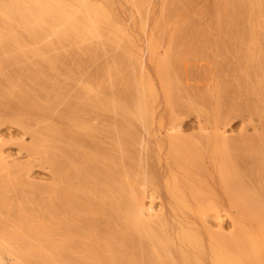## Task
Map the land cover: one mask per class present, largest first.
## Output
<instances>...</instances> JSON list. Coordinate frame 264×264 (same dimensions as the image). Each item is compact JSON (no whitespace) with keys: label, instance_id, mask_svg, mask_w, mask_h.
<instances>
[{"label":"rangeland","instance_id":"374dc122","mask_svg":"<svg viewBox=\"0 0 264 264\" xmlns=\"http://www.w3.org/2000/svg\"><path fill=\"white\" fill-rule=\"evenodd\" d=\"M188 1L183 0L184 3L182 4L181 3L182 1L179 2V0L178 1L172 0V2H171V0H93V2L95 4H100L99 7H102V8L104 7V9H107V12L111 16V19L114 21V22L112 21L113 27L111 29L113 34H110V36H109V34H108V36L105 35L109 39L108 38L107 39L106 38H103V39L99 38L98 39V40L102 39V42H101V40L99 41L100 42L98 45L99 47H101L100 44L103 42L109 43V44L103 43L104 45H107V46L112 45L110 47V51H108L109 48H107L108 52L106 50H104L105 46L104 47L102 46L103 47L102 53L106 54V52H107L108 54H106V58H108V59L105 58L104 54H103L104 56H102V53H100L102 50H100L99 54H97L99 47L96 49L95 47H97V46H95V45L98 42V40H95V39H89L88 40L87 44L91 43L89 45L93 46L95 43V45H94L95 47H93V49H92L90 46H88L86 44L87 40H86V42H84V44L86 45V47H85V46H83L82 42H80L76 38V34H73L70 32L67 33L66 35L64 34L65 36L59 35V34H61L59 32L58 35H56L55 37L50 36V37H45L42 40H36L38 42L35 43L34 46H36L37 48H40L42 50L44 56L46 57V60H43L42 62H40L41 64L39 63L38 69L39 70L41 69L43 72L42 68H45V70H48V71H44L45 73L43 72V74L45 76L46 75L48 76V74H49V76L48 77L46 76V78H45L44 75L41 74V71H39L40 73H36V74L39 75V77L41 76L43 80L45 78V80L47 79V81H49L47 83V85H46L47 81L44 80L42 82L43 84H45V86L43 85L44 89L48 88V90L42 89L43 86L40 84L42 86V88H41L40 85L39 86H38V84L36 85V82H34L36 87H35V85L32 84L33 83L32 81H29V83L31 82L30 84L28 83V80L26 78L29 76V74H32L33 72H35L34 71L35 67L33 68V64H32V62H34L35 60L32 61L33 59H30L32 57H29L30 60L27 58L26 60L21 61L23 63V64L21 63L23 68L21 66H19V69L23 70V71L21 70L22 71L21 73L23 74L22 76L27 75L26 77L24 76V79H26L27 84H25L23 82L24 86L22 84H21L22 86L18 85V84L22 83V82H20V80H19L20 78L18 77L19 73L17 74V77L19 78L18 84H17L18 81H15L16 76H14V78H15L14 81L16 82L15 83L16 86H18V87L21 86V88L24 87V89L29 90L33 94V98H31L32 101H31V103H29V106L27 108H25V110L23 108L22 111L20 109L16 110L13 107H11L7 102L0 99V151L4 152V153L0 152V155L3 154L2 157L0 156V159L2 158L1 161L5 160L4 163L6 162V164H5L6 168H10L9 171H7V169L5 168L6 169L5 173L9 174L7 176L10 177V174H11L12 175L11 177L13 178L15 176V173H16L15 178L16 177L17 178L12 179V181H14V182L19 181L18 182L19 184L22 183L23 186L26 187V189H24V188L20 187V185H22V184H20L19 188H17V187L14 188V186H13L14 184L10 182L11 179H9L10 181H8L7 179L9 177H6V174L2 173L3 175L5 174V177H6V178L3 177L4 179H2V180L0 179V182H2V186H3L4 182L5 183L9 182L10 184H13L12 185L13 188L8 187L9 189L6 191L7 188L5 187L6 189L4 192L3 191L4 187H0V199H2V202L6 201L7 203L9 202V198H10V202H11L12 198H14V200L16 199L17 201H13V199H12V203H11L12 206H13V202H16L13 207L10 206V202H9V204L3 203L5 206H7L6 208H5V206H3L2 203H0V204H2V205H0V213H2V211H3V213L6 212V214H8L10 211L9 209L12 208L10 213L12 212L13 214H15L12 210L16 209L17 214H18V212H20L19 215H23V212L20 211V208L18 209L19 203L21 202V200L24 201L26 198L30 199V197H28V196L31 195L35 198H37V197H39V198L38 199H32L34 207L30 208L28 210L30 212L34 211L33 213H35V214L31 213V215L29 214L30 212L27 213V215L29 214L30 218H32V219H30L28 217L29 215L27 216L24 213V215L30 219V221H28L29 219L26 218L27 219L26 222L28 221L27 223L30 225L31 223L33 224V222H31L32 220L34 221V219H35V221H36L37 219H42V220H38V222H35L34 223L35 225L31 224V226H35V227L41 225L40 228H42L44 226L39 221L44 222L45 220L46 221L48 220L49 223H52V217L53 216H52V213L49 212L45 206V204H47V201L45 199H48V200L51 199L50 200L51 202H49V204L52 203V198L54 196H56L55 193H57V192H55V190H57L58 187L62 186V184H63L64 180H62L63 179L62 177L64 175L61 172L60 173H57V172L54 173V171H52L50 169V167L45 163V161H41V160H43L42 159L43 155H38V154L31 152L30 150L27 149V147L30 146L31 139H30L29 134L24 133L23 126L28 125L30 127V129H43L47 126L54 125L57 128L64 130L65 128H68V126L66 125V123H67L66 120L60 119L58 116L62 112L66 117L75 116L76 118H81L86 124H91V126L95 127V129H97L96 132L90 131V133H83L82 134V133L77 132L78 134L82 135V138L86 141V145H88L89 147H92L97 142H102V144H103L102 148L104 151L106 150L105 152L111 151V153H113V152L118 153V155L114 154V156H118V158L115 157L116 158L115 159L112 156L111 159H114L118 162L117 159H119V157H120L119 165L121 163V166H122L120 169L121 170L124 169L123 170L124 172L123 171H121V172L127 173V171H125V170H128L129 174H131V177H129V179L130 178L133 179V180H129L128 182L139 183V184H132V183L130 184L129 183L130 186L131 185H133V187L135 186V188H133V189L130 188V191L133 190L134 195L139 196V198L141 197L140 198L141 203L143 205V209L144 208L146 209V211H145V209H144V211H145V214L147 217H149L150 219H154L153 221L157 220V218H164L165 220H168L171 225L175 226V224L177 223V219H178L176 217L178 216L179 219L181 218L180 220L182 222L186 223L191 228L196 230L199 234H201V236H203L202 238H203V243H204L205 247H207L209 244L207 236H206V232L221 234L223 236H228V235L232 234L236 223H238L239 225L245 224V219H246V216L248 213L244 209L237 208L234 204L230 203L231 202L230 197L232 195H230L221 186L218 164L212 163L213 161H211V158L208 156L209 149H210L209 144H212L213 142H215L219 148H221V146H222V149H224V148L228 149V148H230L229 146H231V148L228 149V150H230L229 151V159H231V156H230L231 150L235 149L234 151H232L233 156H235L236 159L238 157V159L240 161L236 160V159H231V165L234 164L233 165L234 167L231 166L232 173H234V175H236L238 177L242 186L244 185L243 187H245L246 190L248 191V194L252 198V201L257 202V204L258 203L263 204L264 200H263V198H260L261 197L260 194H263L262 197H264V189L261 188V187H263V186H261L262 185L261 183H260L261 185L259 186L258 180H260V178H261V176L258 175L260 173H257V171H259V169H257V167H255V165L252 166V164H251L254 161V158H257L256 157L257 154H255L256 150L254 152V149H256V147L259 148L258 144L256 145V147H254L253 144H255V143L252 144V142H250L253 145L250 147H254V148H252L253 150L251 148L250 149L255 154L254 158H252L253 153L251 150H248L249 149L248 145H250V144L246 143V145L248 147L246 150H244L246 148V145L242 143V141L244 139H245L244 141L247 142L246 139L253 138L252 141L255 142V140L258 139L257 137H259L258 135H260L261 137L264 136V118H263L264 117V109L261 108V106L259 105V103L257 101V97H258V95H259V93L263 87L262 84L264 82V79H263V77H264V63H263L264 62V54H263V51L262 52L257 51L254 44L252 46V45H249V43L247 41H245L247 39L248 33L251 31V29H250L251 28L250 27L251 21L249 20L250 14H249V10H248L249 9L248 8V6H249L248 1H251V0H245V2H247V3L244 2L246 4V6H244L245 4L242 2L243 0H239V1L236 0L239 3L237 5L238 6L240 5V7H238V8H236L237 5H236V1L234 2V0H229V1L228 0H190L189 2ZM262 1L264 2V0H262ZM262 1H260V3ZM173 2H175V3H173ZM232 2H234V5H236V6H234V9H236L235 14L238 13V11L240 10L239 8H241V5H242L243 10L242 9L241 10H242V12L245 10L243 13H245L247 16L244 14L245 17H243V13H240L241 11H239L240 14L238 13L237 15H233L235 10L233 11V9H232L233 8ZM263 2H262V4H263ZM166 3H167V5H166ZM176 3H177V5L180 4L179 5L180 7L177 5H174ZM212 3H213V5H212ZM108 4L110 5V7H109L110 9L107 8ZM217 4L218 5L220 4L219 5L220 7ZM262 4H261V6H264V4L263 5ZM211 5L214 9V10H212V14L210 11L212 9ZM171 6H172V8L170 9ZM174 6L176 8L177 7H179V8L176 10L175 8H173ZM112 7H113V9H112ZM244 7H246V9H244ZM168 9H170V10H168ZM221 9H222V13H221ZM237 9H238V11H237ZM171 11H172V13H171ZM225 12H227V13L231 12V15H230V13L227 15ZM263 13H264V10H263ZM263 13L260 14V18H259V20L261 21L260 27H261V25L264 24V19L262 20V18L264 16V15H262ZM165 14H167L166 17H165ZM222 15H225V17H223ZM226 15L228 16L227 18H229V19H226ZM232 15L236 17L235 21L238 20L242 27L244 25H247L249 28L246 26H245L246 28L243 27L242 29H244V30L246 29L245 31L242 30L241 27L239 29L238 28L239 23H238V21L235 22L233 20V19H235L234 17H233V19L231 18ZM220 17H221V19H220ZM238 17H240V18H238ZM241 17H242V20L246 21V24L244 23V21L241 20ZM223 18L227 20V21L225 20V26L222 25V22L224 21ZM230 18L234 21L233 22L234 25L238 23L237 27H236V25L235 26L232 25L233 27L230 28L231 23H232ZM212 19H213V23H212ZM241 21L244 24H241ZM175 22H177V23H175ZM228 22H230V23H228ZM180 24H182V25H180ZM211 24H213V26H214L213 29H210ZM223 24H224V22H223ZM228 24H229V26H228ZM186 25H188V27ZM103 26H105V25H103ZM181 26L183 28L186 27L187 29L186 28L185 29H186V31L188 30L189 35L191 34L195 37L192 36L193 38L190 37V39H189L188 35L187 36L184 35L185 30H184V32L182 30H179L178 27L182 28ZM223 27H224V29H223ZM260 27H256V29L258 31H255L256 32L255 34H257L258 36H259V34H260V36L262 34V36L264 37V33H262V29H264V27H261V29H260ZM226 28L232 29L231 31L232 32L234 31L233 32L234 34H232L231 31L229 33H226ZM177 29L179 31H182V34H179L180 33L179 31L176 32ZM230 29H227V31ZM117 30L120 34L117 32ZM236 30H239V31L235 32ZM60 31L64 33V29H60ZM103 31H105V30H103ZM114 31H116V33H118V34H116ZM242 31L247 32V34L243 32L244 34L242 37L243 38L245 37V40L243 38H241L242 34L240 35V32H242ZM175 32L178 33L179 35H181L182 37H179V36L172 37L175 34ZM204 32L206 33V36H207V34L209 35L210 33L212 34L214 32L213 35L210 34L211 40L209 39L210 36L208 38H205V35L202 34ZM263 32H264V30H263ZM228 34H231L230 35L231 38L228 37ZM111 35L117 36V39H120L121 36L123 35L122 38L120 39L121 44L119 43V46L121 47L123 45L122 48H124V49L127 48L126 49L127 57L125 55V52L122 51L120 48H117V50L115 49L117 45H114V44L117 41L115 42L114 36H112V38H111ZM183 35H184V37H183ZM199 35H200V38H201V35H203L205 39H202L203 37L201 39H198ZM226 35H227L228 39L226 38ZM224 36L226 39V40H224V42L226 41L225 42L226 45L223 42ZM170 37L172 39L174 38L173 41H170V39H171ZM177 37H179V38H177ZM216 37L217 38L221 37L223 39H222V41L220 40L221 41L220 44L218 43L216 45V43L219 42V39H218V41H216V43L214 45L213 43L215 42V40H217ZM175 38H177L176 44L174 43ZM240 38H241V40H239ZM208 39L211 41L210 45H213V46L209 45L210 47H206L205 42H207V41H202V40H208ZM232 39H233V41H232ZM237 39H238V42L236 41ZM261 39H259V41L258 40L257 41L260 43ZM91 40H93V41H91ZM188 40H190L191 43ZM209 40L207 42V46H208ZM242 40H243V42L245 41L243 44L241 43ZM49 41L55 42L54 47H52V48L45 47L46 43ZM112 41L115 43H113ZM169 41H170L171 45H172V43H174L172 46L183 47V50L187 51V53L184 52L186 55L182 54L184 58H182V55H181V53H183L181 51L182 48L181 49L179 48L180 50L177 48L178 49L177 50L176 48L174 49V47L171 46V51H170ZM197 41L202 42V43L198 44ZM234 41H236L237 43L236 42L234 43ZM232 42L234 44H236L237 46L235 45L236 47H233ZM186 43H188V44L194 43V45L192 44L193 46H191L190 44L188 46V48L190 46L193 48L190 47L191 48L190 50H186L187 49L186 45H188ZM221 43H222V45H221ZM239 43H240V47H241L240 49L238 46ZM227 45L228 46L232 45L229 48L233 47V50H234V48H237L238 51H237V49H235L234 50L235 52L233 54H231L230 52H232L233 50L229 51L228 48L226 47ZM242 45H243L244 49H243ZM218 46L220 48L222 46L221 51H219L220 54L216 53L220 49ZM79 47L82 48L83 51L80 50ZM89 47H90V50L86 49ZM212 47H213V49L211 50V51H213L212 56L217 54L213 57L209 55V54H211L210 49ZM248 47L250 48L249 53L251 52V55H249L246 52V49ZM72 48L74 49L75 52L73 50H71ZM111 48H113V49L111 50ZM52 49H54V50H52ZM100 49H102V48H100ZM173 49L175 50L174 52L172 51ZM215 49L216 50L218 49V50L215 51ZM76 50H77V52H76ZM176 50L179 52L180 56H177L178 54L176 53ZM239 50H241V51H239ZM78 51H79V53H78ZM87 51L88 52L90 51L89 52L90 54H88ZM104 51H106V52H104ZM117 51L119 52L118 55H117ZM69 52H70V54L72 53L71 56L74 55L75 57L74 56L71 57L69 55ZM85 52H86V54H88L87 56L85 55ZM95 52L97 55H95V54L93 55V53H95ZM122 52L124 55L122 54ZM204 52H207L208 54H206V53L204 54ZM214 52H215V54H214ZM237 52L238 53L240 52L239 56H237V54H235ZM173 53L177 54V55H175L177 57V59H179L181 57L182 61H180L181 58L178 61L176 59V57L173 56ZM82 54L84 55V57L82 56ZM240 54H242V56ZM76 55H79L80 57H82V60H84V61H81L80 57L76 56ZM235 55L237 58L236 57L234 58ZM68 56H70L73 59V61H72L73 64L77 63L78 66L72 65V66H74V67H72L71 66L72 62L69 63V61H68V60L71 61L72 59ZM166 56L168 57V59H167L168 60V63H167L168 69L170 71V69L172 68L171 71L173 72V74H172V72L171 73L169 72V74L174 75L171 77L174 79V82L176 83L177 86L180 83L183 85L182 86L180 84L181 87L178 86V87H180L178 89V93L179 94L183 93L182 94L183 96L180 94L181 96L179 95L178 99L176 97H174L172 99V97H171L173 104L169 103V101H167V97H165V95L162 91V81H161L162 76L159 72V68H160L159 66H160L161 62L167 61L165 59V58H167ZM206 56H208V58ZM209 56L211 58H214V59H212L214 61H211V58ZM250 56H255V57L257 56L258 59L255 60L254 62H252V60L250 59ZM259 56H260V58H259ZM121 57L123 59H121ZM169 57H171V59ZM55 58H57L58 61ZM61 58L65 59L67 61L65 62V60L62 59L64 61V64H63ZM117 58L118 59L120 58L118 61H121L120 64L122 66V67L119 66V69L121 68L122 71L124 70L123 77L125 75V72L127 73V72L132 71L134 74L137 71L138 73H135L138 75L137 77H140V76L147 77L150 80V82L152 83V85L154 86V89L156 91V95H158V96H156L154 103L151 107V111H150L151 116L149 118L146 119L144 116V112H142V111H140V118L133 119V118L126 117V116L124 118L120 117L117 114H115L114 112H112L110 109L95 110L94 108L91 107V102H90L91 99L90 98L88 99L90 92L100 93V94L104 95L106 97V99H108L109 102H111L115 98V95L113 92L114 88L118 87L119 84H120L119 88L117 90L115 89L119 93L118 95L122 94L121 93L122 91L127 90L125 92V94H126V93H130V91L133 90L131 88L132 86L128 83H127L128 85L122 84L123 86H127V87L126 88L124 87L125 90L124 89L121 90V88H120L121 83L124 82V80H123L124 78L121 75L123 73L121 71V69L119 70L118 68L117 69L115 68L116 72L118 70H119L118 73L122 72L121 74H119L120 76L115 72H112V74L108 72V68H106V67H109L110 64L115 63L114 60H116ZM125 58H126V60H125ZM127 58H128V60H127ZM78 59H79V61H78ZM93 59L95 61H92ZM175 59H176L177 63L179 62L177 64V66L175 65V63H176ZM235 59H236V61L234 62L233 60H235ZM107 60H109V61H107ZM122 60L126 61L125 63H127V64H124V62ZM170 60H171L172 64L175 65V67H178V65H180V71L183 74L184 73L186 74L185 78H184L183 74H181L180 72L177 73L178 71L176 70V68H173L172 64L169 63ZM250 60H251V62H250ZM50 61H53L54 64L51 63ZM118 61H116V63ZM134 61H136V62H134ZM241 61H243V63ZM256 61H258L257 64H255ZM79 62H80V64H79ZM108 62H109V64H108ZM131 62L133 65L131 64ZM216 62H218V64L219 63L221 64L223 62L224 63L223 67L224 68L226 67L225 68L226 70L224 71V68H222V67H221L222 68L221 69L220 65H218ZM129 63H130V65H129ZM259 63L261 64V66L259 65ZM57 64H59V65H57ZM67 64H68V66H67ZM117 64H119V63H117ZM122 64L127 65L126 67H128V65H129L128 69L130 68L131 70L130 69H129V71L126 70L127 68H125V66H123ZM247 64H248V66H247ZM251 64H253V65H251ZM51 65H54L55 67L53 69H50ZM169 65H171V66H169ZM210 65H212V66H210ZM255 65H256V67H255ZM6 66H7L6 67L7 70L3 66L4 67L3 72L6 74H9V75L12 74L11 72L9 73L8 71H11V68L14 65L13 66L11 65L12 67L8 66V65H6ZM58 66L61 68V70L59 69ZM95 66L97 67L96 69H94ZM216 66H219V68H217L214 71ZM31 67H32V70H30ZM56 67H57V69H56ZM98 67H101V68H98ZM246 67H249V69L247 70V72L249 71L247 78H250L249 73L251 72V84L249 83V85L247 82H250V81L248 79L246 80V77L243 78V76H244L243 71H244V69H246ZM15 68L16 67H13V71L15 70ZM68 68H70V69L72 68V70H70ZM62 69H64L65 73L67 72L68 74L67 73L64 74V71H62ZM100 69H102V70L104 69L103 72L99 71ZM254 69H256L257 72ZM57 70L60 71L62 74L60 72L58 74ZM106 70H107V72H106ZM221 70H223V72ZM258 70H260V71L258 72ZM31 71H33V72L29 73ZM49 71L52 74L51 76L53 77V79L50 77V73H48V74L46 73ZM98 71L103 73L104 75H102L101 73L99 74ZM216 71H217V73H216ZM220 72L223 73V75H221ZM255 72L260 73V74L257 75ZM53 73H56L55 76L53 75ZM214 73H216V75H214ZM34 74H32V75H34ZM113 74H117L120 78L122 77L121 78L122 81L120 80V78L117 75L116 76L119 79L115 80L116 77H114ZM178 74L182 75V76H180L182 78H180ZM218 74H220L219 75L220 80H221V78L224 79V77H225V79L223 80V83H221V81L220 82L218 81ZM239 74H240V76H239ZM254 74H255V76H254ZM37 75H34L35 78L33 76H32L33 78L30 77L29 80L38 79L39 82H37V83H40L41 77L39 79ZM65 75H66V78H68V77L69 78L66 79ZM176 75H177V77H176ZM22 76H20V77H22ZM106 76H107V79H106ZM236 76L238 77V79H234V78H237ZM55 77H58L59 79L62 78V80H64V79H66V80L65 81H61V80L59 81L58 78H55ZM54 78L56 80H54ZM111 78H112V80H111ZM24 79H23V81H24ZM177 79L179 81H177ZM181 79H182V82H181ZM21 80H22V78H21ZM38 80H36V81H38ZM86 80H88V82H86ZM113 80H115V81H113ZM213 80H214V82H213ZM239 80H241V81L239 82ZM55 81L56 82L58 81L60 84H58V86H56V84H54ZM111 81L113 83H115L117 81V83H119V84L117 85L115 83L117 85L116 86L115 84L111 83ZM225 81H226V83H224ZM243 81H245L247 84ZM89 82L91 83L92 86L90 85ZM1 83H0V86L4 87V85H2ZM238 83L239 84L245 83L246 86L244 84V87L242 89L241 88L242 85L239 86ZM252 83L255 84V86L252 85ZM31 84H32L31 87H33V88L35 87L34 89H36V90H33V88L31 90L28 87H26L28 85L30 87ZM48 84L50 86L52 84L53 86L55 85L56 87H58L57 89H55V86H54V88L51 87L52 89L57 90V91L53 90L54 92L51 93L52 95L49 93L52 90H49ZM234 84L236 86V88H235L236 90L233 88V90H235L234 91V93H235L234 95L236 96L235 98H233V90L230 89L231 86L235 87ZM113 85H114V88H113ZM227 85H228V87H226ZM222 86H224V88H225V91H224L225 93H222V95H221V92H223V89H224ZM248 86H250V87H248ZM108 87L110 89H112L113 91L111 90L109 93L108 91L110 89L108 90L107 89ZM183 87H184V89L186 88L187 90L186 89L185 90L183 89L184 91L180 90ZM253 87H255V88H253ZM216 88L218 90V93L220 94V96H218L219 97V99H218L219 113L217 112L218 114L214 113V111H212V109L215 107V105H214L215 104L214 103V97H215L214 91ZM220 88H223V89L221 90ZM257 88H258V90H257ZM250 89H252L253 91ZM255 89H256V91H254ZM80 90H82V91H80ZM118 90H121V91L119 92ZM189 90H190V92H192L191 96L189 95L190 94ZM32 91H34V93L36 91L35 94L39 93V94H41V96L39 94H37V96H36ZM186 91H188V94ZM219 91H221V92H219ZM251 91L254 93L253 96H252ZM56 92H58L59 95ZM185 92H186V95H184ZM195 92L199 94V97L197 96V94H195ZM46 93H48V94H46ZM80 93H82V95ZM86 93H89L88 96ZM239 93L241 96L240 99H239ZM110 94L112 96H114V98ZM45 95H46V97L43 98V96H45ZM49 95L52 96L53 100L54 99H56V101L58 100V102H56L55 100H54L55 101L54 102L52 100L53 103H50V100L52 98L49 97ZM85 95L87 97H85ZM126 95H128V94H126ZM248 95H251V98H249L250 96L248 97ZM47 96L50 99H48ZM195 96H197L196 97L197 99L195 98L196 100L194 101L193 99ZM38 97L40 99H38ZM244 97H246V98H244ZM252 97H255L256 100H255V98H252ZM45 98L48 100V103H47V101H45L46 100ZM183 98H185V99H183ZM186 98L187 99L189 98V99L187 100ZM221 98H222V100H221ZM246 99H248V101ZM200 100H201V102H200ZM208 100H209L210 106H209V104H206V103H208L207 102ZM43 101H45L47 104L42 105V103H44ZM191 101H192V103H191ZM198 101L200 103H198ZM220 101H221L222 106L220 105ZM236 101H237V104H239L240 101H241L240 104L243 103V105H239V109L242 106L241 111L238 110V108H235L237 106L235 104ZM70 102H72V103H70ZM81 102H83V103H81ZM203 102L205 104H202ZM233 102H234V104H233ZM248 102H249V104H246ZM32 103L33 104L35 103L36 105H33ZM54 103H56V105ZM175 103L177 106L179 104V106L177 107L175 105ZM53 104L55 105V107L53 106ZM68 104L70 106H68ZM253 104L255 105V107ZM45 105H48L47 108L49 106L51 108L53 107V109L55 111H53V109L51 110V108H49V110H48L45 107ZM73 105H74V107L77 106L76 108H78V109L82 108L81 106H84L85 108H82V109H84V110L87 109V110H89V112L86 110L85 111L83 110L84 112L82 115V111L80 109L79 111H81V113H80L81 115L78 114L79 111L77 112L78 115L74 114V112H76L77 109L76 110H75V108L69 109L70 107L72 108ZM191 105H194V107ZM248 105H250L249 107H251V105H253V106H252V108H249ZM56 106L58 109H56ZM208 106H209V108H208ZM190 107H193V108H190ZM65 108H66V110L69 109V111L67 110L66 113H65ZM132 108H133V110L135 109L133 106H132ZM132 108H131V110H132ZM244 108H245V110H243ZM203 109H205V110H203ZM232 109L233 110L237 109L238 113H236L237 111L235 110L234 112L236 114L234 112H233L234 113L233 114ZM206 110H207V112H206ZM229 110H232V111H230L231 112L230 116H228L230 114ZM226 111H228V112L226 113ZM54 112L57 114H55ZM86 112H88V115L85 114ZM138 113H137V115H139ZM225 113L227 114V117H224V116H226ZM52 114H54V115H52ZM260 114H262V115L260 116ZM97 115H99V116H97ZM221 115H222V117H221ZM5 116L7 118H4ZM100 116H102L103 118ZM99 118H101V119H99ZM10 119H12V120H10ZM114 119L118 120V123H115ZM113 124H115L117 126H115ZM119 124H120V126L124 125V127L122 128V126H121V129H119ZM121 133H122V137H121ZM176 136L177 137L180 136L179 138L188 140L194 144H198V145L205 148V151H202L205 154L204 159L201 160V166H199V168H197V166H194V170H193V168H192L193 165L190 166L189 165L190 163H187V162L184 163L185 162L184 159L187 160L189 154L188 155L186 154V157H184V158L180 154V157H182V161H181V158L179 157V155H177L178 158L176 157V159L173 158V155L171 157V151L169 149L170 148V145H169L170 141L169 140H171L173 137H176ZM255 136H257V137L255 138ZM216 138H217V140H215ZM220 138H222L223 144H225L224 147H223L221 141L218 142L220 140ZM242 138H243V140H242ZM256 143H257V140H256ZM244 145H245V147H243ZM114 146H115V148H114ZM118 146L121 148H119ZM123 147H124V149H127V151L126 150L124 151ZM189 149H191V148H189ZM182 150L185 151L184 149H182ZM248 151H250V154ZM107 153H109V152H107ZM111 153H109L108 155L110 156ZM257 153H259V152H257ZM182 154L185 155L184 152ZM258 155H260V153ZM3 156L5 157V159ZM34 156H36V157L34 158ZM127 156H128V158H127ZM233 156H232V158H233ZM189 157H191V156H189ZM258 157L260 160V156H258ZM192 158L193 157H191L189 159L194 161V159H192ZM178 159L180 160V162H183L182 163L183 165L180 162L179 163L182 165L183 168L186 169L185 173L183 172L184 170H182V169L179 170L177 168V166L174 164V163L179 164L177 162ZM108 160H110V158H108L107 161ZM1 161H0V163H1ZM173 161H174V163H173ZM233 161H234V163H233ZM235 161L239 162V164L235 163ZM255 161H257V160L255 159ZM60 163H61V161H60ZM138 163L140 165V168H139V166L137 168L134 166ZM240 163L244 164V165H242L244 167L246 165V167L243 168V170H245V169L246 170L243 171L241 169L242 170L241 174L239 172H237V171H241L238 169L239 167L237 166V165H241ZM253 163L256 164V162H253ZM8 164H9V166H8ZM21 164H22V166H21L22 168L21 167H20L21 169L17 168ZM24 164L25 165L27 164V166H26L27 172H25L26 170L24 169L25 168ZM61 164H63V163H61ZM186 164H188V165H186ZM192 164H194V162ZM235 165H236V167H235ZM10 166H12V167L15 166L16 169L14 170L15 167L12 169ZM133 166L136 169L133 168ZM189 166L191 167V169ZM242 166H240V168ZM256 166L260 167V164L259 165L256 164ZM201 167L204 171L201 170ZM253 167H255L257 170L255 171V168H253ZM63 168L67 169V166L64 164ZM251 168H253V170ZM11 169L14 170L15 172L12 171L13 173H11L10 172ZM19 170H20V172H19ZM22 170H25V171L23 172ZM106 171L104 172L105 174L107 173ZM180 171H181V173H180ZM195 171H196V173H195ZM249 171L250 172L252 171L251 173H254L256 175V179L258 178V176L260 177L257 180V182L253 181V180H255V175H252V174L250 175ZM253 171H255V172H253ZM198 172H199V174H197ZM201 172L202 173L204 172L203 174H205V176L203 174L201 176V174H200ZM243 172H247V173H245L247 175L243 174L245 176H243L241 178V175ZM24 173H26V174H24ZM192 173H193V177H191ZM18 174H20V176ZM136 174L138 175L139 178L135 177ZM214 175H215V177H213ZM142 176H144V177L142 178ZM172 176L176 177L177 180L181 181V182H183V178H186L188 181L195 183L196 186H199V184H200L201 187L199 186V188H201V189L204 188L203 189L204 195H203L202 201L205 202L207 205H210V206H208L210 208L207 210H204V211H200V210H198L199 206H196L193 209H184L182 211V213L179 212V213L175 214L172 211L171 199H170V196L168 194V189L166 187L168 185H171ZM182 176H184V177H182ZM189 176H190V178H188ZM252 176H254V179ZM54 177H56V178H54ZM199 177L202 180H200ZM239 177L242 179V181ZM248 177H250V179L252 178L253 182L250 181V179ZM194 178L196 180H193ZM197 178H199V179H197ZM18 179H20V180H18ZM56 179L59 180L58 181L59 186H58V184L56 185L57 181H54ZM247 179L250 181V184L246 181ZM61 180H62V182H61ZM84 180H86V182L88 181L87 179H84ZM90 180H93V179H90ZM97 180H98L97 185L100 186L102 183L99 181V178H97ZM119 180H121V179L119 178ZM244 180L249 185H245L246 182ZM77 181H78L77 182L78 184L81 183V182L79 183V180H77ZM80 181H82V179H80ZM96 181L94 180V182H96ZM137 181H139V182H137ZM198 181H201V182H199V184H197ZM203 181H204V183H206V181H207L206 185H204V183H202ZM214 181H215V183H214ZM72 182L74 184H77L76 181H74V180ZM9 183H8V186L10 185ZM16 183L17 182H15V186H16ZM83 183H85V182L83 181ZM87 183L89 184L90 182L88 181ZM167 183H168V185H167ZM219 183H220V185H219ZM254 183H257L256 184L257 187H260V189H262V190H260V189L258 190L257 187L254 186L255 185ZM92 184L94 185L95 188L92 187L93 185L90 186V184H89V187H87V186H85L86 183L85 184L81 183V189H83V190H81L82 195H84V194L90 195V193H91L90 189L92 190L93 195L98 194L96 190L99 191V189L101 187L98 188V186H95L94 183H92ZM129 184H127V185H129ZM5 185H7V184H5ZM49 185H53L54 187L58 186V187L56 189L54 188V192H53V190H52L53 188L51 186H50L51 189H50V187L48 188ZM82 185H84V188ZM214 185H216V186H214ZM250 185L252 187L254 186L255 188L249 187ZM17 186H18V184H17ZM29 186L30 187L33 186L36 188H37V186L42 187L43 190L45 189L44 191H46L47 193H43V192L41 193V191L39 192V190H38V195H37L36 194L37 190H35L36 188L35 189L32 188L33 190H35V192H32L33 190L30 189ZM130 186H128V187H130ZM39 187L37 189H39ZM86 187H87V189H85ZM90 187H92L93 189ZM96 187L98 189H96ZM78 188H79V186H78ZM94 189H96V190H94ZM255 189L258 191H256ZM9 190H11V191L9 192ZM17 190L20 192H17ZM40 190H41V188H40ZM100 190H102V189H100ZM93 191H95V192L93 193ZM255 191L256 192L260 191L259 192L260 197H258V194H256ZM136 193H138V194H136ZM92 194L90 196H93ZM139 194H141L142 196H140ZM98 196H99V194H98ZM43 197H45L44 200L46 202L44 203V200H42L43 203H38V200H40L41 198L43 199ZM7 198H8V200H7ZM3 199H6V200L3 201ZM110 199L113 200L114 198H109V199L107 198L106 199L107 203H111L112 200H110ZM16 204H18V206ZM49 204L47 205L48 208H50ZM20 207H21V204H20ZM39 209L42 211L43 214L41 212L40 213L38 212ZM6 210H8V212ZM37 212L40 215L37 214ZM3 213L0 215L6 216L5 213L4 214ZM33 215H37L39 217L36 216L37 219L36 218L33 219V217H34ZM25 216H23V217L25 218ZM0 217H2V216H0ZM8 217H10V220H6L3 217L2 218L5 221L0 220V226L2 227L4 224V227L6 226L5 229H7V230H8L7 227H9V230H11V228L16 229V227H19L20 225H23L25 223V221H24L25 219L22 220L23 217H20L21 218L20 219L17 215H16V217L14 216L15 217L14 220L16 218H19L22 222H24V223L20 224L21 221H18L19 220L18 219L17 221L20 225L17 224V222H15L12 219V215L9 214ZM43 217L46 219L43 220ZM7 222L8 223L10 222L11 225L8 224ZM46 224H47V222H46ZM24 226H28V225L25 223ZM56 226L54 225V227H52V229L57 230L58 227H56ZM176 226H177V224H176ZM4 227H2V229ZM154 228L156 229V226H154ZM2 229L0 230V256L2 257L4 264H24V263H26V261H28L27 264H29V262L34 263V264H37V263L38 264H44V263L37 261V257L33 256L29 252L27 253V256L25 257L28 259H26L25 262L24 261L22 262L21 260L24 258H22L20 260V257L18 255L19 247L16 248L17 244H18V246L20 245L19 240L17 238L15 239L14 237L12 239L7 238L8 233H6V230L3 229V231L5 230L4 231V233L6 234L5 235L2 232ZM35 230L37 231V230H39V228L38 229L36 228ZM12 231H9V232H12ZM59 234L55 235V236L52 235L51 240H53V243H55L57 240L62 242V240H63L62 236L60 237ZM59 241H57L56 243L62 244ZM10 243H11V245H10ZM4 244H6V245H4ZM13 244L15 246H13ZM78 251H80V249L75 248L74 251H70V252L73 253L72 256H74V255L76 256V255H78ZM208 263L209 262L206 259L205 264H208Z\"/></svg>","mask_w":264,"mask_h":264},{"label":"bare ground","instance_id":"6f19581e","mask_svg":"<svg viewBox=\"0 0 264 264\" xmlns=\"http://www.w3.org/2000/svg\"><path fill=\"white\" fill-rule=\"evenodd\" d=\"M235 1L236 0H234V2ZM237 1H239V0H237ZM237 1H236V5L239 4ZM260 1H262V0L248 1L249 2V6H248L249 9L248 10H249V14H250L249 20L251 21L250 22L251 31L248 33L246 40H245V37L243 38L242 36L244 33L247 34V32H244L246 29L244 30L242 28L243 27L246 28L248 26L244 25L242 27L238 20L237 21H238L239 25H238V23L235 25H236V27L238 25L239 29L241 27V29L244 30V31L240 32V35L242 34L241 38H243L245 41H247L249 43V45L253 46V44H254L257 51H259V52L263 51V54H264V37L262 36V34H261V36L259 34L260 37L257 34H255L256 33L255 31H258L256 29V27H260V22H261L259 20L260 14L263 13V10H264L263 9L264 6H261L263 1L261 3H260ZM171 2H172V0H171ZM179 2H181L182 4L184 3L183 0H179ZM234 2H232V4H233L232 9H233V11L235 10L233 15H237L239 13V11H241L240 13H243L245 10L242 12L243 7L241 5V8H239L240 10L238 11V9H237L238 13L235 14L236 9H234V6H236V5H234ZM242 2L244 3L245 0H243ZM173 3H175V2H173ZM245 3H247V2H245ZM109 4H108L107 8L110 7ZM263 4H264V2H263ZM166 5H167V3H166ZM174 5H177V3ZM179 5H177V6H179ZM212 5H213V3H212ZM212 5H211L212 9L210 10L211 14H212V10H214ZM99 6H100V4H95L93 2V0H0V83L3 81L1 84L4 85V87L0 86V99L7 102L14 109H16V110L20 109L22 111L23 108L25 110V108H27L29 106V103H31V101H32L31 98H33V94L29 90L24 89V87L21 88L22 85L24 86V83L27 84L26 79L28 80V83H29V81H32L33 85H35L34 82H36V85L38 84V86L40 84L42 86L43 85L45 86V84H43L42 82L45 80L47 75L45 76L43 74V72L48 71V70H45V68H42L43 69V72H42V70L41 69L39 70L38 67H39L40 62H42L43 60H46V57L44 56V54L40 48H37L36 46H34L35 43L38 42L36 40H42L45 37H50V36L55 37L56 35H58L59 32L61 33L59 35L65 36L67 33L70 32V33L76 34V38L80 42H82L83 46L86 47V45L84 44V42H86V40H87V42H86V44H87L89 39H95V40H98L99 38H102V39L106 38L107 39L108 37H106V36H108V34H109V36H110V34H113L111 29L113 27L114 21L111 19V16L107 12V9H104V7L102 8ZM244 6H246V4ZM179 7L176 8L174 6L173 8H175L177 10ZM238 7H240V5L239 6L237 5L236 8H238ZM171 8H172V6L170 7V9ZM112 9H113V7H112ZM170 9H168V10H170ZM244 9H246V7H244ZM171 13H172V11H171ZM221 13H222V9H221ZM225 13L227 15L230 13V15H231V12H228V13L225 12ZM244 14L245 13H243V17H245V15H246V14L245 15ZM227 15H226V19H229V18H227L228 17ZM233 15L231 18L233 19V17H234L235 19H233V20L235 21L236 17ZM262 15H264V13ZM166 16H167V14H165V17ZM222 16L225 17V15H222ZM238 18H240V17H238ZM220 19H221V17H220ZM226 19L223 18L224 21L222 20L224 22V24L222 22V25H224V26H225V20ZM232 19H231V21L233 23L234 21ZM263 19H264V16H263L262 20ZM241 20H242V17H241ZM237 21H235V22H237ZM242 21H244V20H242ZM242 21H241V24H244V23L246 24V21H244V23H242ZM175 23H177V22H175ZM212 23H213V19H212ZM228 23H230V22H228ZM232 23H231L230 28H232L233 27L232 25H234V23L233 24ZM103 25H105V26H103ZM180 25H182V24H180ZM186 26L188 27V25H186ZM228 26H229V24H228ZM261 27H264V24L261 25ZM261 27H260V29H261ZM178 28H179V30H182L183 32L185 30L186 33L184 32V35H186V36L188 35L189 39H190V37L193 36L191 34L189 35L188 30L186 31V29H187L186 27H185L186 29L183 27H182L183 29L180 27H178ZM213 28H214V26H213V24H211L210 29H213ZM230 28H226V33H229L232 30ZM60 29H64V33L61 32ZM223 29H224V27H223ZM227 29H230V30L227 31ZM103 30H105V31H103ZM179 30L177 29L176 32ZM263 30L264 29H262V33H264ZM182 31H179L180 32L179 34H182ZM238 31L239 30H236L235 32H238ZM114 32L116 33V31H114ZM117 32H118V30H117ZM176 32H175V34L173 33L174 35L172 37H175V36L182 37L181 35H179ZM233 32L231 31L232 34H234ZM118 33H116V34H118ZM213 33L212 34L210 33V34L213 35ZM202 34L205 35V38H208L209 36H210L209 39L211 38L210 34L209 35L207 34V36H206L205 32ZM184 35H183V37H184ZM230 35L231 34H228L229 38H231ZM112 36H114V35H111V38H112ZM122 36H121V38H122ZM179 37H177V38H179ZM193 37H195V36H193ZM228 37L226 35L227 39H228ZM177 38H175V42H174L175 44L177 43L176 42ZM201 38L205 39L203 35H201ZM201 38L199 35L198 39H201ZM220 38L221 37L217 38V40H215V42L213 44L215 45V43H216V41H218V39H219V42H217L216 45L218 43L220 44V42L223 39V38H221V39ZM241 38L239 40H241ZM102 39H100L101 42H102ZM114 39H115V42L117 41L116 43L112 41L113 43H115L114 45H117L116 48L115 47L114 48L116 50H117V48H120L122 51L125 52V55H126V52H127L126 49L127 48L126 47H125L126 49L122 48L123 45L121 47L119 46V43L121 41H120V39H117V36H114ZM171 39H170V41H173L174 38L172 40ZM259 39H261L263 42L260 40V43H259L258 42ZM100 40H98L96 45L94 43V45L97 47H95L94 45L93 46L89 45L91 43H89L87 45L90 46L92 49H93V47H95L97 49L99 47L98 45L100 43L99 42ZM208 40H202V41L208 42ZM210 40H209L208 46H207V42H205L206 47L213 46V45H210L211 44ZM224 40H226L225 36H224L223 42H224ZM91 41H93V40H91ZM170 41H169V43H170ZM188 41H190V40H188ZM232 41H233V39H232ZM236 41L238 42V39ZM236 41H234V43ZM225 42H224V44H225ZM244 42L242 40L241 43L243 44ZM54 43H55L54 41H51V42L49 41L46 43L45 47L52 48V47H54ZM103 43H105V42H103ZM103 43L100 44L101 47L98 48L97 54H99L100 50H102L100 53L103 52L104 46H105L104 50L107 51L108 50L107 48H109L108 51H110V47L112 45L107 46V45H104ZM174 43H172V45ZM190 43H191V41H190ZM199 43L201 44L202 42H198V44ZM234 43H233V47H236L237 45ZM105 44H109V43L106 42ZM186 44H188V43H186ZM189 44L186 45V48H187V49L185 48L186 50H190L191 48H193L191 46H193L194 43H192L193 45L190 44L191 48L190 47L188 48ZM172 45L170 43V51H171ZM221 45H222V43H221ZM230 46H232V45H229V46L227 45L226 47L228 48L229 51H232L233 47H231L232 48L231 49V48H229ZM238 46L240 49L241 48L240 43L238 44ZM90 47L86 48V49L90 50ZM172 47H174V46H172ZM242 47H243V45H242ZM73 48L71 50L74 51ZM100 48H102V49H100ZM175 48L176 49L182 48L181 51L183 53H181V55L187 53V51L183 50V47L176 46V47H174V49ZM112 49L113 48H111V50ZM174 49L172 50L173 52L175 51ZM212 49H213V47L210 49V51ZM221 49H222V46L218 50V52H216V53L220 54L219 51H221ZM235 49H237V48H234V50ZM243 49H244V47H243ZM52 50H54V49H52ZM77 50H76V52H77ZM80 50H82V48H80ZM177 50H176V53L178 55L176 53H173V56H175V55L180 56L179 52ZM217 50L215 49V51H217ZM234 50L230 53L233 54L235 52ZM249 50H250V48L248 47L246 49V52L249 55H251V52L249 53ZM106 51H104V52H106ZM118 51H117V55L119 53ZM237 51H238V49H237ZM239 51H241V50H239ZM70 52H69V55L71 56L72 53L70 54ZM89 52L87 51L88 54H90ZM107 52H106V54H108ZM212 52L213 51H211V54H209L210 56H212ZM78 53H79V51H78ZM205 53L208 54L207 52H204V54ZM239 53L237 52L235 54H237V56H239ZM88 54H86V52H85L86 56ZM94 54L97 55L96 52L93 53V55ZM103 54L105 55V58H106V54L102 53V56H104ZM122 54H123V52H122ZM214 54H215V52H214ZM217 54H215V55H217ZM79 55H76V56H79ZM215 55H213V56H215ZM240 55L242 56V54H240ZM70 56H68V57H70ZM72 56H74V55H72ZM82 56L84 57L83 54H82ZM29 57H32V58H30V59H33L32 61L35 60L34 62L31 61L33 64V68L35 67V69H34L35 72L31 71L29 73L33 72L32 74L35 73L34 75H37L36 73H40L39 71H41V74H43L45 77L43 80L42 77L40 76L41 77L40 83H37V82H39L38 79L29 80L30 77L31 78L34 77V75H32V74H29V76L26 79H24V76L26 77L27 75L22 76L23 74L21 72L23 70L21 69L22 70L21 71L19 69V66L22 67V64H23L21 61H24L27 58L29 59ZM126 57H127V55H126ZM206 57L208 58V56H206ZM235 57H236V55L234 56V58ZM169 58L171 59V57H169ZM182 58H184L183 55H182ZM182 58L180 61H182ZM259 58H260V56H259ZM55 59L58 61L57 58H55ZM62 59L63 58H61V60ZM106 59H108V58H106ZM119 59L117 58L116 60H114L115 63L110 64L111 66L109 65V67H106V68H108V72L111 74H112V72H115L119 75L123 72L121 74L123 77L124 70L122 71V69L120 68L122 72L118 73V71L120 70L119 66H121V64H120L121 61H118ZM121 59H123V58L121 57ZM165 59L167 60L168 57ZM176 59H177V57H176ZM176 59H175V62H176L175 65L177 66V64L179 62L177 63ZM179 59H177V60L179 61ZM212 59H214V58H211V61H214ZM250 59L252 60V62H254L255 60L258 59V57L257 56L256 57L250 56ZM63 60H65V59H63ZM63 60H62V62L64 64ZM80 60L84 61V60H82V57H80ZM125 60H126V58H125ZM127 60H128V58H127ZM251 60H250V62H251ZM66 61L67 60H65V62ZM68 61H69V63H71L73 61V59L71 61L70 60H68ZM78 61H79V59H78ZM92 61H95V60L93 59ZM107 61H109V60H107ZM116 61H118L117 63H119V64H117ZM233 61L235 62L236 59ZM50 62L54 64L53 61H50ZM123 62H124V64H127V63H125L126 61H123ZM134 62H136V61H134ZM241 62L243 63V61H241ZM257 62L258 61H256L255 64H257ZM167 63H168V60L166 62L165 61L161 62L160 66H159L160 67L159 72L162 76V79H161L162 91H163L165 97H167V101H169V103H172V99L174 97H176L178 99L179 95L180 94L182 95L183 93H180V94L178 93V89L181 87L180 86L181 83L178 84V86H180V87H178L176 85V83L174 82V79L171 77L174 75L169 74V72L170 73L172 72L171 71L172 68L169 71ZM169 63L172 64L171 60L169 61ZM216 63L218 64V62H216ZM5 64L8 66L14 65L13 67H16L15 70L13 71V67L11 66L12 67L11 71H8L9 73L10 72L12 74L14 73L13 75L12 74L9 75V74H6L3 72V68L5 67V69H6V67H7ZM79 64H80V62H79ZM108 64H109V62H108ZM131 64H132V62H131ZM57 65H59V64H57ZM72 65L78 66L77 63L73 64V62L71 63V66ZM129 65H130V63H129ZM129 65H128V67H129ZM175 65L172 64V67L176 68V70L178 71L177 73L180 72L181 74H183L180 71V65H178V67H175ZM218 65H220V68L221 67L224 68L223 62L221 64L219 63ZM251 65H253V64H251ZM259 65L261 66L260 63H259ZM67 66H68V64H67ZM74 66H72V67H74ZM123 66H125V68H127L126 70L129 71L130 68L128 69V67H126L127 65H123ZM169 66H171V65H169ZM210 66H212V65H210ZM247 66H248V64H247ZM50 67H51L50 69H53L55 66L51 65ZM101 67H98V68H101ZM255 67H256V65H255ZM96 68L97 67L95 66L94 69H96ZM115 68L116 69L118 68L119 70L116 72ZM217 68H219V66H216L214 71ZM225 68H224V71L226 70ZM56 69H57V67H56ZM59 69L61 70L60 67H59ZM68 69H70V68H68ZM248 69H249V67H246V69H244L243 78L246 77V80L248 79L250 81V82H247L249 85V83L251 84V72L249 73L250 78H247L248 72H249V71L247 72ZM30 70H32V67ZM70 70H72V68ZM103 70L100 69L99 71L103 72ZM254 70L256 71V69H254ZM62 71H64V74L67 73V72L65 73L64 69H62ZM99 71H98V73L100 74L101 72H99ZM221 71L223 72V70H221ZM259 71L260 70H258V72ZM59 72L60 71H58L57 73L59 74ZM106 72H107V70H106ZM46 73L48 74V73H50V71L46 72ZM135 73H138V72L136 71ZM135 73L133 74L132 71L127 72V73L125 72V75L123 77L124 82H122V83L120 82L121 83V86H120L121 90H123V89L125 90V88L127 87V86H123L125 84L126 85L130 84L132 86V87L131 86L130 87L133 90H131L130 93H126L128 95L125 94V92L127 90L122 91L121 92L122 94L118 95L119 93L116 90L119 88L120 84L117 83V81H116L115 83L117 85L119 84L118 87H116L117 85L111 81V83L116 85L115 86L116 88H114V85H113L114 91L112 89H110L109 87L107 88L108 90L110 89L108 91L109 93L112 90L114 92V95H115V98H114V96H112L110 94L114 98L113 101L110 100L111 102H109L108 99H106V97L100 93H97V92H90V94L86 93L87 96L89 94L88 99L89 98L91 99L90 100L91 107L94 108L95 110L110 109L112 112H114L115 114H117L120 117L124 118L126 116V117H130L133 119L140 118V111H142V112H144L145 118L146 119L149 118L151 116V113H150L151 107L154 103L156 96H158V95H156V91L154 89V86L152 85V83L150 82V80L147 77H145V76L143 77L140 75H139L140 77H137L138 75ZM216 73H217V71H216ZM216 73H214V75H216ZM17 74H18V77L20 79L17 77ZM55 74L56 73H53L54 76H55ZM101 74L104 75L103 73H101ZM117 74H113L114 77H116L115 80H118L120 78L119 77L120 75L118 76ZM172 74H173V72H172ZM256 74L258 75L260 73H256ZM51 75L52 74L50 73V77L53 79V77ZM116 75L119 78H117ZM178 75H179V77L182 76L180 74H178ZM219 75L220 74H218V81L219 82L221 81V83H223V80L225 79V77H224V79L221 78V80H220ZM221 75H223V73H221ZM14 76H16L15 81H18V79H19L20 82H22L20 84H18L19 81L17 82L18 85L22 84L20 87L15 85L16 82L14 81V79H15ZM20 76H22V77H20ZM37 76L40 79L39 75H37ZM48 76H49V74H48ZM183 76L185 78L186 74L184 73ZM239 76H240V74H239ZM254 76H255V74H254ZM176 77H177V75H176ZM238 77L234 78V79H238ZM21 78H22V80H21ZM55 78H58V77H55ZM55 78H54V80H56ZM62 78L61 79L58 78V80L59 81L60 80L65 81L69 77L66 78V75H65L66 79L62 80ZM121 78H120V80L122 81ZM180 78H182V77H180ZM23 79H24V81H23ZM106 79H107V76H106ZM263 79H264V77H263ZM36 80H38V81H36ZM111 80H112V78H111ZM115 80H113V81H115ZM214 80H213V82H214ZM45 81H47V79ZM177 81H179V80L177 79ZM240 81L241 80H239V82ZM48 82L49 81L46 82V85ZM57 82L55 81V83H54V84H56V86H58V84H60L59 82L58 83ZM86 82H88V80H86ZM181 82H182V79H181ZM243 82H245V81H243ZM224 83H226V81ZM32 84L30 85V87H29V85L26 87H28L29 89L32 90V88H33V87H31ZM244 84L238 83L239 86L242 85L241 86L242 89L244 87ZM246 84H245V86H246ZM36 85H35V87H36ZM90 85H91V83H90ZM252 85L255 86V84H253V83H252ZM262 85H263V87H262L258 97L257 96L256 97H257V101H258L259 105L261 106L262 109H264V82ZM42 86H41V88H42ZM44 86L42 89H44ZM54 86L52 84H51V86L49 85V90H52L51 92H49L50 94L54 91H57V90L52 89V88H54ZM56 86H55V89L58 88ZM234 86H235V84H234ZM222 87L224 88V86H222ZM226 87H228V85ZM231 87H230V89H232V90H233V88L234 89L236 88V86L235 87L231 86ZM248 87H250V86H248ZM34 88H33V90H36ZM223 88H220V89L222 90ZM253 88H255V87H253ZM183 89H184V87L181 88L180 90H183ZM44 90H48V88L47 89L45 88ZM121 90H118V91L120 92ZM235 90H233V98L236 97L234 95ZM250 90H252V89H250ZM257 90H258V88H257ZM80 91H82V90H80ZM224 91H225V88L223 89V92H221V91H219V92H221V95H222V93H225ZM254 91H256V89ZM32 92L34 93V91H32ZM186 92L188 94V91H186ZM186 92L184 93V95H186ZM35 93H36V91H35ZM56 93L59 95L58 92H56ZM189 93H190L189 95L191 96L192 92H190V90H189ZM37 94H39V93H37ZM37 94H35V95L37 96ZM46 94H48V93H46ZM80 94L82 95V93H80ZM195 94H197V96L199 97L198 93L195 92ZM214 94H215V97H214L215 107L212 109V111H214V113H217V112L219 113V108H218L219 97L218 96H220V94L218 93L217 88L215 89ZM253 94L254 93L252 92V96H253ZM39 95L41 96V94H39ZM87 96L85 95V97H87ZM197 96H195L194 99L193 98L192 99L195 101L197 99L196 98ZM39 97H38V99H40ZM44 97H46V95L43 96V98ZM49 97L52 98V96H50V95H49ZM49 97L47 96L48 99H50ZM171 97H172V99H171ZM240 97L241 96L239 93V99H240ZM248 97L251 98V95H248ZM244 98H246V97H244ZM252 98H255V97H252ZM183 99H185V98H183ZM248 99H246V100L248 101ZM52 100H53V98L50 100V103H53L54 100L56 101V99H54L53 101ZM221 100H222V98H221ZM255 100H256V98H255ZM45 101H47V103H48L47 99ZM45 101H43L44 103H42V105L47 104ZM56 102H58V100ZM200 102H201V100H200ZM200 102L198 101V103H200ZM204 102L202 104L206 103V102L205 103ZM207 102L208 103H206V104H209V106H210L209 100ZM70 103H72V102H70ZM81 103H83V102H81ZM191 103H192V101H191ZM240 103H241V101H240ZM240 103L237 104V101H236L235 104L237 106L235 108H238V110L241 111L242 106L239 109V105H243V103L242 104H240ZM54 104L56 105V103H54ZM54 104H53V106L55 107ZM69 104H68V106H70ZM233 104H234V102H233ZM246 104H249V102ZM33 105H36V104L34 103ZM175 105H176V103H175ZM220 105H221V101H220ZM253 105H251V107H249L250 105H248V107L252 108ZM47 106L48 105H45L46 108H47ZM132 106L135 108L134 110H133ZM178 106H179V104H178ZM191 106L194 107V105H191ZM209 106H208V108H209ZM76 107L77 106L74 107V105H73L72 108L70 107L69 109H73V108H75V110L77 109L76 112L73 111L74 114H77V112L80 109L82 111V115H83V112L85 110L89 112V110H87V109H85V110L82 109V108H85L84 106H81L82 108H79V109ZM193 107H190V108H193ZM254 107H255V105H254ZM49 108H51V107L49 106L47 109L49 110ZM131 108H132V110H131ZM52 109H53V107L51 108V110ZM56 109H58L57 106H56ZM69 109H67V110L69 111ZM67 110L65 108V113L67 112ZM203 110H205V109H203ZM232 110H229V112ZM235 110L237 111L236 113H238V110L237 109H235ZM235 110H233L232 113ZM243 110H245V108ZM53 111H55V110L53 109ZM81 111H79L78 114H80ZM88 112H86L85 114L88 115ZM206 112H207V110H206ZM227 112L228 111H226V113ZM137 113L139 115H137ZM55 114H57V113H55ZM52 115H54V114H52ZM230 115H231V112L228 116H230ZM261 115L262 114H260V116ZM58 116L60 119L66 120V122H67L66 125L68 126V128H65L64 130H62V129L57 128L54 125H50V126H47L43 129H30V127L28 125L23 126L24 133L29 134L30 139H31L30 146H28L27 149L30 150L31 152L38 154V155H43V157H42L43 160H41V161H45V163L50 167V169L52 171H54V173L55 172H57V173L61 172L64 175L62 177L63 178L62 180H64L62 186L58 187L59 186V182H58L59 180L58 179L54 180V181H57L56 185L58 184V186H56V187H54L53 185L48 186V188L50 186L53 188L52 189L53 192H54V188L56 189L58 187V189H57L58 191L55 190V192H57V193H55L56 196H54L52 198L51 204H49V202H51L50 198H49L50 200L45 199L47 201V204H45V206L48 209V211L52 213V216H53L52 217V223H49L48 220L47 221L45 220L47 222V224L45 221H44L45 223L43 221H39L44 226L42 228H40L41 225L36 226V227L31 226V224H32L31 222H33V224H34L35 222H38V220H42V219H37L36 218L37 215H33L34 216L33 219L36 218L37 219L36 221H35V219H34V221L32 220L30 222L31 223L30 225L27 223L28 221H30V219H32V218H30V215H31V213L34 212V211L33 212L28 211L30 208L34 207L32 199H38L39 198V197L35 198L31 195L28 196V197H30V199L26 198L24 201L21 200V202L18 200L20 202L18 209L20 208V211L23 212V215H19L20 212H18V214H17L16 209L12 210L19 218L27 215V213L30 212L29 213L30 215L29 214H28L29 216L27 215L30 219L27 218V216H25V218L24 217L22 218V220L25 219L24 221L29 227L24 226L25 223L20 220L21 218L20 219L16 218L14 220L16 215L13 214L12 212L10 213L12 208L9 209L10 211L8 214H6V212H4L6 216L0 215L3 218H5L6 220H10V217H8L10 214V215H12V219L15 222H17V224H19L18 221H21L20 224L24 223L23 225L19 224L20 226L16 227V229L10 227L11 230H9V227H7L8 230L5 229L6 226L4 227V224L2 226V227H4L3 229L6 230V233H8L7 238L12 239L14 237L15 239L17 238L19 240L20 245L18 246V244H17L16 248L19 247L18 255L20 257V260L22 258H24L21 260L22 262L23 261L25 262V260L28 259L25 257L27 256V253L29 252L33 256L37 257V261L44 263V264H205L206 259L209 262L208 264H264V201H263V204H261V203L257 204V202H253L252 198L248 194V191L246 190L245 187H243L244 185L242 186L238 177L236 175H234V173H232L231 166H233L234 164L231 165V159H236V157L233 156V153H232V151L235 150L234 149V150H231V152H230L231 159H229V151L230 150H228V149H230L231 146L228 145L230 148L222 149L221 145H220L221 148H219L218 145L215 142H213L212 144H209L210 149H209L208 156L211 158V161H213L212 163L218 164L221 186L230 195H232L230 197V201H231L230 203L234 204L237 208L244 209L248 213H247V216L245 219V224L239 225L238 223H236L232 234H230L228 236H223L221 234L206 232V236H207L209 244L207 247H205L204 243H203V238H202L203 236H201V234H199L196 230L191 228L189 225L182 222L180 220L181 218L179 219L178 216L176 217V218H178L177 223H176L177 226H176V224H175V226L171 225L170 222L168 220H165L164 218H157V220L153 221L154 219H150L149 217L146 216V214H145L146 209L144 208L145 209V211H144L143 205H142L141 199H140L141 197L139 198V196L134 195V191L132 189L135 188V186L134 187H133V185L130 186V184L132 182H128L129 180H133L131 178L129 179V177H131V174H129L128 170H125V171H127V173L121 172L124 169L123 170L120 169L122 167L121 163L119 165L120 157H119V159H117L118 162L114 159H111L112 156H113V158H115V157L118 158V156H114V154L118 155V153H116V152L114 153L113 151H112L113 153H111V151H107V152L111 153L109 156L108 155L109 153L105 152L106 150L105 151L103 150L102 142H97L94 146L89 147L88 145H86V141L82 138V135L77 133V132H79V133L83 134V133H90V131L96 132L97 129H95V127L91 126V124H86L81 118H76L75 116L66 117L63 114V112ZM97 116H99V115H97ZM100 117H102V116H100ZM221 117H222V115H221ZM224 117H227V114ZM4 118H7V117L5 116ZM99 119H101V118H99ZM10 120H12V119H10ZM115 123H118V120H115ZM113 125H115V124H113ZM115 126H117V125H115ZM121 126L119 124V129H121ZM123 127H124V125L122 126V128ZM258 136L259 137L255 136V138L256 137L258 138V139H256L257 143H256V140H255V142L252 141L253 138L246 139L247 142H245L244 141L245 139L243 140V138H242V140L245 143L242 140L241 141L245 145H246V143L250 144V145H248L249 147L246 145V148L244 150H246L247 147L249 148L248 150H251L252 148L256 147V145L258 144L259 148L256 147V149H254V152L256 150L255 154H257V156H256L257 158H254L255 154L252 151L253 149L251 150L253 153V156L252 155L251 156H252V158H254L253 162H256L257 165L260 164V167L256 166V164H254L253 162L251 164H252V166L255 165V167H257V169H259V171H257V173H260L258 175L261 176V178L257 175L258 178L256 179V175L254 173H251L252 171L251 172L249 171V172H250V175L251 174L255 175V180H253L254 182H257V180L260 178V180H258L259 186L262 184L261 186H263V187H261V188L264 189V136L263 135H262L263 137H261L260 135H258ZM121 137H122V133H121ZM179 137L176 136L173 138L171 137L172 138L171 140L168 139L170 141V143H169L170 148L169 149L171 151V157L173 155V158L176 159L177 155H179V157H180V154H181L184 158V157H186V154L187 155L189 154L188 159L187 160L184 159L185 160L184 163L187 162V163H190L189 164L190 166L193 165V167H192L193 170H194V166H197V168H199V166H201V160L204 159L205 154L202 151H205V148L198 145V144H194L188 140H185V139H182ZM215 140H217V138ZM220 141L224 147L225 144H223L222 138H220V140L218 142H220ZM250 142H252V144L255 143V144H253L254 147H250V146H253ZM245 145L243 147H245ZM114 148H115V146H114ZM119 148H121V147H119ZM189 148H191V149H189ZM182 149H184L185 151H183ZM123 150L127 151V149H124V147H123ZM0 152L4 153L2 151H0ZM183 152L185 155L182 154ZM248 152L250 154V151H248ZM257 152H259L260 155H258L259 153H257ZM2 155L3 154H1L0 156L2 157ZM189 156L193 157L192 159H194V161L189 159V158H191ZM232 156H233V158H232ZM258 156H260V160H259ZM35 157L36 156H34V158ZM106 158L107 159L110 158V160L107 161ZM127 158H128V156H127ZM180 158L182 161V157H180ZM4 159H5V157H4ZM255 159L258 162L255 161ZM1 160H2V158L0 159V161ZM236 160H239L238 157ZM4 161L5 160L1 161V163H0L1 164L0 165V179L1 180L6 178V177H9V176H7L9 174H6L5 171H6V169H7V171H9L10 168L5 167L6 162L4 163ZM60 161L63 164H61ZM177 162L179 163L180 160L178 159ZM193 162H194V164H192ZM173 163H174V161H173ZM180 163L182 164L183 162H180ZM233 163H234V161H233ZM235 163L239 164V162H236V161H235ZM64 164L67 166V169L63 168ZM174 164L177 166V168L179 170L180 169L184 170L183 172L185 173L186 169L182 167L183 164L182 165L181 164L179 165L177 163H174ZM186 165H188V164H186ZM242 165H244V164L237 165L239 167L238 168L239 170H241V169L243 170V168L246 167V165H245V167ZM8 166H9V164H8ZM12 166H10V167L13 169L15 166L14 167H12ZM21 166H22V164L20 166H18L17 168H20ZM26 166H27V164L26 165L24 164L25 170H26ZM134 166L136 168L139 166V168H140L139 163L134 165ZM134 166H133V168H135ZM240 166H242V167L240 168ZM235 167H236V165H235ZM255 167H253V168H255ZM253 168H251V169L253 170ZM12 169L10 170L11 173H13L12 171H14L16 169V167L14 168V170H12ZM190 169H191V167H190ZM257 169L255 168V171ZM25 170H22V171L24 172ZM201 170L204 171L202 169V167H201ZM242 170L237 171V172H239L241 174ZM245 170H243V171H245ZM105 171L107 172L106 174L104 173ZM255 171H253V172H255ZM19 172H20V170H19ZM25 172H27V170ZM199 172L197 174H199ZM2 173H5L6 177H5V174L3 175ZM180 173H181V171H180ZM193 173H192L191 177H193ZM195 173H196V171H195ZM203 173L202 172L200 173L201 176ZM245 173H247V172L242 173L241 178L243 176L247 175ZM24 174H26V173H24ZM137 174L135 175V177H138ZM243 174H245V175H243ZM18 175L20 176V174H18ZM203 175L205 176V174H203ZM11 176L12 175L10 174V177L7 180L10 181L9 179H11L10 182L13 183L14 185L10 184L7 181L10 185L8 186V183L4 182V184L2 186V182H0V185H1L0 187H4V190L2 189L4 192H5L6 188H7L6 191L9 189L8 187L13 188V186H14V188L15 187L19 188V185L22 184V183L19 184L18 183L19 181H15V182H17L16 186H15V182L12 181V179L15 178L16 173H15V176L13 175L14 176L13 178ZM143 177L144 176H142V178ZM182 177H184V176H182ZM213 177H215V175ZM250 177H248V178L250 179ZM252 177L254 179V176H252ZM54 178H56V177H54ZM83 178L87 179L90 182L89 183L90 186L93 185L92 183H94L95 186H98L97 185L98 184L97 178H99V181L102 184L101 185L99 184L100 186H98V188L101 187L100 189H102V190H100V189H99V191L96 190V189H98L97 187H96V189H94L97 191L99 196L96 193H95L96 195L92 194V190L90 188L94 187V185L89 188L91 191V193L90 192L89 193H90V195L92 194L93 196L85 195V194L82 195L81 190H83V189H81V183L82 184L86 183L85 186L89 187V184L87 183L88 181L86 182V180H84ZM119 178L121 180H119ZM188 178H190V176ZM199 178H197V179H199ZM80 179H82V181H80ZM90 179H93V180H90ZM18 180H20V179H18ZM62 180H61V182H62ZM73 180L76 181V183L78 182L77 180H79V183L80 182L81 183L80 184H78V183L74 184L72 182ZM94 180L95 181L97 180L96 181L97 183L94 182ZM193 180H196V179L194 178ZM200 180H202V179L200 178ZM83 181L85 183H83ZM204 181L202 183H204ZM241 181H242V179H241ZM246 181L250 184V181H252V178L250 179V181L248 179ZM137 182H139V181H137ZM199 182H201V181H198V183L197 182L196 183L199 184ZM247 182L245 183V185H249V184H247ZM206 183H207V181H206ZM206 183H204V185H206ZM214 183H215V181H214ZM5 184H7V185H5ZM17 184H18V186H17ZM127 184H129V185H127ZM132 184H139V183L133 182ZM254 184H255L254 186L257 187V185H256L257 183H254ZM77 185L79 186V188ZM167 185H168V183H167ZM219 185H220V183H219ZM82 186L84 188V185H82ZM128 186H130V187H128ZM199 186H200V184H199ZM199 186H196L195 183L188 181L186 178H183V182H181V181H178L176 177L172 176L171 185H168L166 187L168 189V194H169L170 199H171L172 211L175 214H177L179 212L182 213V211L184 209H193L196 206H199L198 210H200V211H204V210H207L210 208V207H208L210 205H207L205 202L202 201L203 195H204V192H203L204 188L201 189V188H199ZM214 186H216V185H214ZM20 187L26 189V187L23 186V184L20 185ZM38 187L39 186H37V188ZM51 187H50V189H51ZM87 187L85 189H87ZM249 187H252V186L250 185ZM29 188L35 189L36 187H33V186L30 187L29 186ZM37 188L35 189V190H37V193H36L37 195H38V190H39V192L41 191V193L42 192L47 193L46 191H44L45 189L43 190L42 187H39V189H37ZM40 188H41V190H40ZM130 188H132L131 190L133 192L130 191ZM257 189L259 190L260 187H257ZM35 190H33L32 192H35ZM258 190H256V191H258ZM260 190H262V189H260ZM10 191L11 190H9V192ZM17 192H20V191L17 190ZM94 192L95 191H93V193ZM259 192H256V194H258V197H260V195H261L260 198H263V200H264V197H262L263 194L259 195ZM136 194H138V193H136ZM139 195L142 196L141 194H139ZM44 198L45 197H43V199L41 198L40 199L41 201L38 200V203H43L42 200H44ZM105 198L106 199L107 198L108 199L114 198L115 200L110 199V200H112L111 203H107ZM12 199H13V201H17L16 199L14 200V198H12ZM12 199L10 202V198H9L10 206H12L11 205ZM4 200H6V199H3V201ZM7 200H8V198H7ZM45 200H44V203L46 202ZM0 201H1L0 203H2V204L7 203L6 201L2 202V199H0ZM9 202L7 204H9ZM15 203L16 202H13V206L15 205ZM2 204H0V205H2ZM4 204H3V206H5ZM20 204H21V207H20ZM48 204L50 205L49 207L51 209L47 207ZM16 205L18 206V204H16ZM6 207L7 206H5V208ZM6 211L8 212V210H6ZM38 212L42 213V211L40 209ZM38 212H37V214H39ZM2 213H3V211H2ZM2 213H0V214H2ZM24 213H25V215H24ZM33 214H35V213H33ZM2 217H0V220H4ZM37 217H39V216H37ZM26 218L29 219L27 222H26V220H27ZM44 219H46V218L43 217V220ZM8 224L11 225L10 222ZM54 225L55 226L57 225L56 226V227H58L57 230L52 229V227H54ZM154 226H156V229L154 228ZM2 227L0 228V230L2 229ZM36 228L37 229L39 228V230L36 231L35 230ZM3 229H2V232L4 233L5 230L3 231ZM9 231H12V232H9ZM58 234L60 237L62 236L63 240H62V242L59 240H57V241H59L62 244L56 243L57 242L56 240H55L56 242L53 243V240H51L52 235L55 236ZM4 245H6V244H4ZM10 245H11V243H10ZM13 246H15V245L13 244ZM75 248L80 249V251H78V255L72 256L73 253H71L70 251H74ZM27 263H28V261H26V263H24V264H27ZM0 264H4L1 256H0ZM29 264H34V263L29 262Z\"/></svg>","mask_w":264,"mask_h":264}]
</instances>
